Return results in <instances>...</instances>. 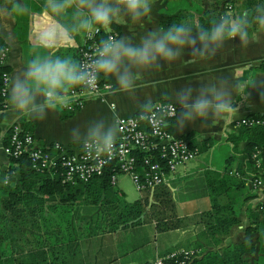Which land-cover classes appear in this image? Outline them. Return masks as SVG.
Listing matches in <instances>:
<instances>
[{
	"label": "crops",
	"instance_id": "crops-1",
	"mask_svg": "<svg viewBox=\"0 0 264 264\" xmlns=\"http://www.w3.org/2000/svg\"><path fill=\"white\" fill-rule=\"evenodd\" d=\"M14 2L15 0L0 3V45L8 49L5 65L10 78L22 73L28 63L38 55L67 57L79 64L89 33L74 34L72 39H68L61 24L70 26L73 21L70 17L64 19L45 14L43 8L46 0H20L29 11L7 16L5 10H10ZM72 2L75 3V0ZM216 2L217 0H150L151 12L147 16L139 20L131 17L117 18L103 29L106 33H117V38L127 37L133 43H138L149 32L166 30L184 20L200 26L202 14ZM218 11L217 18L229 15L222 6L218 7ZM53 32L56 35L53 36ZM49 39H55L60 46L45 47ZM262 61L264 33L254 31L252 42L246 46L238 41L226 42L214 56L209 57H200L185 51L174 63L140 70L131 91L114 92L115 77L101 74V82L110 85V90L103 97H87L79 106L69 99L66 106L58 104L56 108L50 109L42 121L17 119L11 112L8 98V106L2 114V131L13 125H24L39 146L50 147L57 143L68 148H79L81 144L69 137L73 127H84L88 122L101 117L116 126L117 118L134 117L159 102L172 104L171 95L186 86L197 89L202 83L218 79L227 80L235 86L233 103L238 106V111L222 118L213 117L208 121L191 122L183 128L178 127L176 119L173 121L170 132L174 136L194 143L209 141L211 147L207 152L199 154L192 161L193 164L181 168L169 180L166 186L171 191L170 212H166L160 206L162 204L154 200V192L139 193L140 198L137 201L127 202L125 194L116 187L117 196L124 205L137 202L144 204L148 200L145 212L139 219L109 233L98 225L101 221L100 209L96 210V219L94 214L74 215L70 228L61 236L54 238L52 231L45 233V236L48 235V239L45 238L46 256L50 255L49 246L56 242L62 245V250L66 253L60 259V264H145L177 249L197 250L201 252V256L205 251H211L209 248H197L203 230L198 217L211 209L204 173L218 170L216 167H225L227 157H233L229 166L231 172L235 173L239 166L246 144L235 150L226 143V138L239 133L237 125L240 120L264 114V84H261L264 73L256 69ZM78 87L79 85L70 88L65 95L68 97L69 92ZM223 149L226 152L222 158L214 157L216 151ZM6 163L7 157L0 152V167H4ZM120 175H117L114 187ZM247 188L254 194V198L246 203L240 200L242 208L238 215V224L231 228L228 236L221 240V244L214 251L248 243L253 247V252L245 254L243 260L249 264H264L263 187L255 186L249 180ZM252 215L257 217L254 219ZM167 221L173 222L175 227L160 230L159 225L162 226ZM249 229L254 230L248 233ZM26 231L30 234L34 232ZM34 234L35 237L38 236L37 232ZM107 239L112 244L104 248ZM29 247L31 249V244Z\"/></svg>",
	"mask_w": 264,
	"mask_h": 264
},
{
	"label": "clouds",
	"instance_id": "clouds-1",
	"mask_svg": "<svg viewBox=\"0 0 264 264\" xmlns=\"http://www.w3.org/2000/svg\"><path fill=\"white\" fill-rule=\"evenodd\" d=\"M28 11L24 3L15 0L5 14L20 15ZM43 11L53 17H70L73 23L70 26L61 24V28L67 38L72 39L74 34L106 28L117 18L139 20L151 12V4L150 0H75V3L72 0H46ZM254 29L256 33H264V0H260L251 15L247 12L221 15L210 27L196 26L184 20L166 30L149 32L138 43L127 37H109L100 42L88 66H81L67 57L38 55L22 73L10 78L11 112L17 119L42 121L50 109L58 104H68L69 98L65 93L70 88L94 85L101 74L115 77L114 92L131 91L140 70L174 63L185 51L209 57L214 56L226 42L238 41L246 46L252 42ZM59 46L55 39H49L45 44L48 48ZM234 87L227 80L218 79L202 83L197 89L186 86L174 92L170 99L178 127L183 128L195 121H208L213 117L222 118L238 111V106L233 103ZM177 108L179 111L175 110ZM117 133V127L101 117L84 127H73L69 137L80 143L89 154L99 156L111 151Z\"/></svg>",
	"mask_w": 264,
	"mask_h": 264
},
{
	"label": "trees",
	"instance_id": "trees-1",
	"mask_svg": "<svg viewBox=\"0 0 264 264\" xmlns=\"http://www.w3.org/2000/svg\"><path fill=\"white\" fill-rule=\"evenodd\" d=\"M259 2L260 0H217L214 6L202 14L200 25L210 27L218 16L220 6L229 15L244 12L251 15ZM96 39L101 42L105 39V33L101 31ZM256 69L264 73V61ZM5 72H8L7 68L0 69V110L5 107L3 104L5 98L1 96L2 75ZM246 118L264 121V114ZM239 123L237 125L239 133L226 138V143L232 145L235 150L242 144H246L235 173L231 172V167H229L233 157H227L225 167H217L216 171L209 170L204 173L211 209L198 217L203 230L199 236L197 248L212 250L205 251L193 264H249L242 259V256L247 251L253 252V247L248 243L214 251L221 244V240L228 236L231 228L238 224L237 219L242 208L240 200L246 203L254 198V194L247 188V182L251 180L255 186H258L257 182L260 183L264 194V127H249L239 125ZM18 126L23 132H28L24 125ZM189 143L192 148L198 150V156L207 152L211 147L209 141L199 143L189 141ZM40 147L44 148L45 152L53 151V146ZM255 154L257 156L254 158ZM137 156L139 159L143 157L141 154ZM153 194L154 200L162 204L161 207L165 209L169 205L172 207L171 191L167 186L156 189ZM81 204L94 206L96 210L100 209L101 218L99 219L101 221L98 225L105 232L111 233L122 226H127L128 222L139 219L145 212L148 200L144 204L137 202L133 205H124L121 203L114 184L111 182L110 169L102 176L94 177L87 183L70 184L63 182L60 172L56 169H42L41 171L34 169L31 160L26 155L8 157L6 165L0 167V226L2 225L6 231L4 234L0 233V240L2 243L9 239L10 246L18 240L21 244L11 250L9 257L4 258L0 253V264H60V259L66 256L61 244L57 242L51 244L49 246L50 255L47 257L46 239L48 235L46 239L37 236L35 240L29 232L23 231L22 227L38 232L43 231L41 228L50 229L52 227L54 238L59 237L70 228L74 208ZM166 212L170 210L166 209ZM158 216L161 217V214ZM252 217L255 219L257 216L252 215ZM17 222H21L22 227ZM40 224L46 226L41 227ZM174 227L171 221L162 223V226L159 225L160 230H169ZM9 229L14 231V235H10ZM253 230L249 229L248 233ZM49 238L53 237L49 236ZM27 243L31 244V249Z\"/></svg>",
	"mask_w": 264,
	"mask_h": 264
},
{
	"label": "built area",
	"instance_id": "built-area-1",
	"mask_svg": "<svg viewBox=\"0 0 264 264\" xmlns=\"http://www.w3.org/2000/svg\"><path fill=\"white\" fill-rule=\"evenodd\" d=\"M8 1L12 0H0V3ZM101 31L105 33V39L118 37L117 33H106L105 29L89 33L79 65L88 66L94 59L100 44L96 36ZM7 55L8 49L0 45V69L6 68ZM9 82V72L3 73L1 96L5 98V107L0 110V116L8 106ZM109 90L110 85L101 82L98 77L94 85H79L77 89L71 90L68 98L79 106L85 98L103 97ZM175 110L179 111L178 108ZM173 111V104L159 102L134 117L117 118L118 138L109 153L99 156L95 153L89 154L82 145L79 148H68L57 143L53 145V151L45 152L44 148L37 145L34 137L28 132H23L18 125H13L6 131L0 128V152L7 158L26 155L33 168L39 171L56 169L64 183H87L110 169L113 184L117 175L121 174L130 178L138 193H153L156 189L166 186L181 168L198 157V150L192 148L187 139L174 136L170 132V127L176 119ZM160 121L164 123L161 124ZM240 124L264 127L263 120L244 118L240 120ZM138 154L143 157L139 159ZM256 156L257 154L254 158ZM256 184L260 186V183ZM200 257L201 252L197 250L177 249L145 264H193Z\"/></svg>",
	"mask_w": 264,
	"mask_h": 264
},
{
	"label": "rangeland",
	"instance_id": "rangeland-1",
	"mask_svg": "<svg viewBox=\"0 0 264 264\" xmlns=\"http://www.w3.org/2000/svg\"><path fill=\"white\" fill-rule=\"evenodd\" d=\"M225 153V150H218L214 153V157H218V158H222L223 154ZM191 164H193L192 162L189 163L188 165L190 166ZM217 168V167H216ZM116 187L118 189H120L126 196V200L127 202H134V201H137L139 198H140V194L136 191L132 181L130 180V178L128 176H123V175H120L118 178H117V183H116V186H115V189ZM163 208V207H162ZM166 209L170 210L171 209V206L169 205ZM74 215L76 216H83V215H88L90 216V214H94L95 215V219H96V208L94 206H90V205H84V204H81V205H76L75 208H74ZM73 215V216H74ZM47 217H49V215H47ZM39 222V221H38ZM41 223V222H39ZM17 224L22 227V223L21 222H17ZM41 225V224H40ZM46 226V225H44ZM41 225V227H44ZM50 226V225H49ZM40 227V228H41ZM51 227V226H50ZM52 228V227H51ZM49 229V228H41V230H43L42 232H38L37 230H34L35 232H38V236H41L43 238H46L45 236V233H48L50 232L52 229ZM22 229L24 231H26L25 228L22 227ZM10 231V235H14V231L12 229H9ZM32 231V229H31ZM46 231V232H45ZM6 231L5 229L3 228V226L1 225L0 226V233L4 234ZM34 232L31 234V237L33 239L34 236ZM48 237V236H47ZM30 241V239H27ZM8 240H6L5 242H2L1 243V240H0V253H2V256L5 258V257H9L10 256V253H11V250L15 247L17 248L18 246H20V240H18L17 243L13 244L12 246H10V244H8ZM108 244H112V242L107 239L106 240V243L104 244V248L107 247ZM27 245L29 246L30 244L27 243ZM3 251V252H2ZM245 254H250V252L247 251V253ZM244 255L242 256V259H243ZM1 258V257H0Z\"/></svg>",
	"mask_w": 264,
	"mask_h": 264
}]
</instances>
